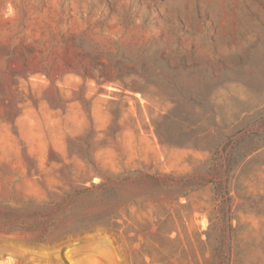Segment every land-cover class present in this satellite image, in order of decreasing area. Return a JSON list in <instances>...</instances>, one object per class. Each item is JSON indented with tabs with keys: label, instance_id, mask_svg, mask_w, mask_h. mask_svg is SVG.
I'll return each mask as SVG.
<instances>
[{
	"label": "rangeland",
	"instance_id": "rangeland-1",
	"mask_svg": "<svg viewBox=\"0 0 264 264\" xmlns=\"http://www.w3.org/2000/svg\"><path fill=\"white\" fill-rule=\"evenodd\" d=\"M0 264H264V0H0Z\"/></svg>",
	"mask_w": 264,
	"mask_h": 264
}]
</instances>
